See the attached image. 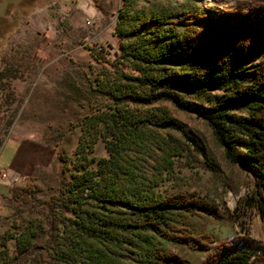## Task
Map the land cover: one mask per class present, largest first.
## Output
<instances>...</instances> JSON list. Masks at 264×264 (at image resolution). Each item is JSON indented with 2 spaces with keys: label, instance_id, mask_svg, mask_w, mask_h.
<instances>
[{
  "label": "trees",
  "instance_id": "1",
  "mask_svg": "<svg viewBox=\"0 0 264 264\" xmlns=\"http://www.w3.org/2000/svg\"><path fill=\"white\" fill-rule=\"evenodd\" d=\"M113 33L119 52L90 81L109 102L82 118L70 154L58 152L51 220L32 216L5 229L0 264H41L29 255L38 239L42 264L183 263L180 247L206 250L196 264H264L257 238L195 230L197 211L222 215L212 202L156 188L170 155L185 147L219 167L167 102L202 118L224 157L252 173L243 200L264 215V0L211 13L199 0H120ZM100 48L91 47L95 57ZM98 139L106 154L96 157Z\"/></svg>",
  "mask_w": 264,
  "mask_h": 264
},
{
  "label": "rangeland",
  "instance_id": "2",
  "mask_svg": "<svg viewBox=\"0 0 264 264\" xmlns=\"http://www.w3.org/2000/svg\"><path fill=\"white\" fill-rule=\"evenodd\" d=\"M235 1L199 3L211 13ZM119 2L0 0V235L32 216L51 220L63 173L58 152L70 154L82 118L109 102L90 81L119 52L113 33ZM100 45L95 57L91 47ZM164 104L186 129L199 135L205 154L219 167L211 168L202 153L185 147L168 158L157 190L192 193L215 205L221 216L192 214L195 230L218 238L246 233L264 245V215L243 200L253 191L252 173L224 157L202 118ZM93 154H106L101 139ZM7 242L12 249L14 240ZM179 252L184 262L175 264H196L206 255V250L187 247ZM29 255L42 264L47 258L45 240L38 239Z\"/></svg>",
  "mask_w": 264,
  "mask_h": 264
},
{
  "label": "bare ground",
  "instance_id": "3",
  "mask_svg": "<svg viewBox=\"0 0 264 264\" xmlns=\"http://www.w3.org/2000/svg\"><path fill=\"white\" fill-rule=\"evenodd\" d=\"M261 238L264 241V228L262 229Z\"/></svg>",
  "mask_w": 264,
  "mask_h": 264
}]
</instances>
